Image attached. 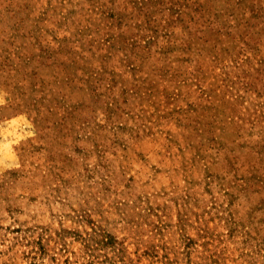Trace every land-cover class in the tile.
Instances as JSON below:
<instances>
[{
	"label": "rangeland",
	"instance_id": "1",
	"mask_svg": "<svg viewBox=\"0 0 264 264\" xmlns=\"http://www.w3.org/2000/svg\"><path fill=\"white\" fill-rule=\"evenodd\" d=\"M0 264H264V0H0Z\"/></svg>",
	"mask_w": 264,
	"mask_h": 264
}]
</instances>
